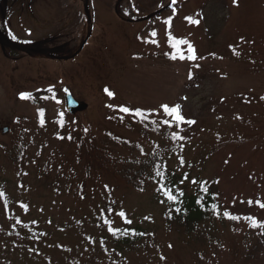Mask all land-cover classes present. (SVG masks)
<instances>
[{
    "label": "rangeland",
    "instance_id": "rangeland-1",
    "mask_svg": "<svg viewBox=\"0 0 264 264\" xmlns=\"http://www.w3.org/2000/svg\"><path fill=\"white\" fill-rule=\"evenodd\" d=\"M166 2L32 0L21 12L15 4L16 14L0 2L15 37L50 38L57 55L89 40L73 61L10 52L0 41V264H264V0H186L171 16ZM151 14L154 29L139 18ZM182 40L196 60L180 59L190 55ZM66 87L87 104L64 123L91 132L103 161L91 172L59 122ZM162 105H179L195 123L177 122ZM174 144L185 145L175 157L193 153L200 176L214 180L223 213L207 214L198 238L166 220L151 189L120 174L119 159L138 162ZM128 220L149 237L125 242Z\"/></svg>",
    "mask_w": 264,
    "mask_h": 264
},
{
    "label": "trees",
    "instance_id": "trees-1",
    "mask_svg": "<svg viewBox=\"0 0 264 264\" xmlns=\"http://www.w3.org/2000/svg\"><path fill=\"white\" fill-rule=\"evenodd\" d=\"M71 117L70 121H73V116ZM146 124H151V121L146 120ZM71 125L72 123H65L62 130H64V133L69 132L70 137L75 139L73 143L74 151H77L75 154L77 161L84 167L86 172H91L93 169L96 170L97 164H101L103 161L96 156L95 150L98 145L95 144V140L90 139L91 132L89 130L86 132V129L82 127L80 134L73 133L69 129ZM158 126L159 123H156L151 127L157 129ZM86 133H88L87 136H83ZM245 137L247 138L246 135ZM108 140L110 141V139ZM177 147L184 148L185 145L174 144L168 146L167 152L163 155L152 151L147 155L145 154L144 158L137 159L138 162L123 158L119 159L125 164V166H122L123 173L120 174L127 184L128 182L130 184L135 183L137 186L135 188L137 189H151V198L157 205L161 206L166 220L168 222L181 220L184 223L183 227L186 233L194 234L193 236L198 238L201 233L198 235V232H194V229L199 225V222L207 214L217 215L222 218L223 213L222 210L219 212L215 211L218 206L214 200L215 193L210 183L214 180L200 176L197 172V169H201L198 165L200 163L194 158L189 159V156H187L193 153L184 154L182 152L175 157L173 153ZM214 151L215 147H212L210 151L200 150L196 153L200 152L202 159L203 156L214 154ZM173 157L178 162L175 166H172ZM113 165L115 166V164ZM130 227L132 228L126 232L130 237H127L129 239H124V241L126 240L125 242H135L136 240L149 237L147 229L136 225Z\"/></svg>",
    "mask_w": 264,
    "mask_h": 264
},
{
    "label": "snow or ice",
    "instance_id": "snow-or-ice-1",
    "mask_svg": "<svg viewBox=\"0 0 264 264\" xmlns=\"http://www.w3.org/2000/svg\"><path fill=\"white\" fill-rule=\"evenodd\" d=\"M235 2V0H234ZM189 20H191V18H187ZM196 24H199V20L193 21ZM153 35H155V33H153ZM181 44H188V52L190 53V55H188L187 57H185L184 55H180V59H189V60H196L197 57L195 55V49L191 46V44L186 41V40H182L180 41ZM176 45H173V47H175ZM234 54H235V50H234ZM173 59H175L176 57L173 56ZM191 73L189 74V79H191ZM105 93L109 96V97H114V93H112L111 91H109L107 88L104 89ZM21 99H28L29 98V94L27 93H21L20 96ZM186 99V97H185ZM262 99H264V97H262ZM109 107H112V105H109ZM164 110L165 113H168L170 116H174L175 120L177 122H182V123H188V124H193L195 123V121H191V120H185V118L181 115V108L179 105H176L174 107L169 108L168 105H162L161 106ZM121 112H125V113H129L131 112V110L128 107H123L121 106L119 109ZM137 112H139V110H137ZM167 123V121L165 122ZM174 135H176L174 133ZM0 195H3L2 193H0ZM251 203V202H249ZM261 207H264V205H261ZM225 216L230 218V219H235V217H232L229 213H225ZM256 226V225H253Z\"/></svg>",
    "mask_w": 264,
    "mask_h": 264
},
{
    "label": "water",
    "instance_id": "water-1",
    "mask_svg": "<svg viewBox=\"0 0 264 264\" xmlns=\"http://www.w3.org/2000/svg\"><path fill=\"white\" fill-rule=\"evenodd\" d=\"M66 105H67V109L68 111H70L71 113H74L78 110H82L86 107V104L84 102H77L76 100H74L69 91L66 92Z\"/></svg>",
    "mask_w": 264,
    "mask_h": 264
},
{
    "label": "bare ground",
    "instance_id": "bare-ground-1",
    "mask_svg": "<svg viewBox=\"0 0 264 264\" xmlns=\"http://www.w3.org/2000/svg\"><path fill=\"white\" fill-rule=\"evenodd\" d=\"M177 163V161L172 162V166H175Z\"/></svg>",
    "mask_w": 264,
    "mask_h": 264
},
{
    "label": "flooded vegetation",
    "instance_id": "flooded-vegetation-1",
    "mask_svg": "<svg viewBox=\"0 0 264 264\" xmlns=\"http://www.w3.org/2000/svg\"><path fill=\"white\" fill-rule=\"evenodd\" d=\"M64 22H65V20H63ZM65 23H63L61 26H63ZM59 34H60V32H59ZM42 49H44V48H38V50H42Z\"/></svg>",
    "mask_w": 264,
    "mask_h": 264
}]
</instances>
